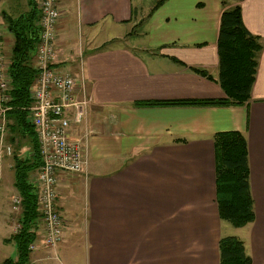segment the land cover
Returning <instances> with one entry per match:
<instances>
[{"label": "crops", "instance_id": "1", "mask_svg": "<svg viewBox=\"0 0 264 264\" xmlns=\"http://www.w3.org/2000/svg\"><path fill=\"white\" fill-rule=\"evenodd\" d=\"M157 2L58 0L53 68L85 82L89 97L85 116L77 124L72 109L65 115L70 139L87 136L88 166L81 174L58 172L55 207L63 220V235L55 258L43 246L39 219L30 264H219L218 241L223 237L212 141L215 134L227 131L239 132L246 140L253 200L254 221L240 228L246 233L244 240L237 237L244 241L251 264H264V0L240 3L246 30L262 44L245 104L137 107L136 102L145 101L225 98L216 83L217 40L221 13L234 6L232 1L164 0L152 11ZM31 9L39 12L38 0H7L9 18ZM12 44L7 30L3 45L7 64ZM78 88L75 93L81 97ZM12 124L8 119L0 148V178L7 156L6 197L4 201L0 197V264L13 256L10 251L15 248L6 242L15 234L19 215L15 222L10 204L19 195L15 160L33 162L37 157L36 141ZM39 167L29 176L34 187ZM193 192L214 197L219 223L214 243L208 234L214 227L209 225L212 218L196 220L194 236L187 231L183 210ZM189 241L212 248L198 251L200 257L194 259L188 254Z\"/></svg>", "mask_w": 264, "mask_h": 264}, {"label": "trees", "instance_id": "2", "mask_svg": "<svg viewBox=\"0 0 264 264\" xmlns=\"http://www.w3.org/2000/svg\"><path fill=\"white\" fill-rule=\"evenodd\" d=\"M164 0H158L152 11ZM223 10L220 16L217 40L218 78L216 83L225 98L219 100H171L136 102L137 107H228L245 104L251 95L255 82L258 56L262 44L258 37L252 36L245 28L240 3ZM6 28L13 36L10 62L7 67L10 101L5 103L10 109L6 119L13 121L18 132L26 133L32 142L36 141V156L39 157L38 144L33 126L30 123L32 99L30 89L37 78V70L32 61L39 37V12L31 9L14 19L6 17ZM4 17V16H3ZM203 77L205 71L194 69ZM33 129V130H32ZM34 136V137H33ZM215 198L219 219L234 228H243L254 221L253 200L249 184L247 162V143L244 136L236 131L220 132L213 136ZM15 160L14 185L21 198L18 215L20 229L6 242L15 244L16 257L6 259L3 264H30L28 247L35 240L34 225L41 218L37 205L35 187L29 181L30 173L38 169L39 161ZM219 264H251L244 244L237 237L226 236L218 241Z\"/></svg>", "mask_w": 264, "mask_h": 264}, {"label": "built area", "instance_id": "3", "mask_svg": "<svg viewBox=\"0 0 264 264\" xmlns=\"http://www.w3.org/2000/svg\"><path fill=\"white\" fill-rule=\"evenodd\" d=\"M58 0H39V37L34 54L37 78L30 89L32 106L30 123L35 131L41 165L34 178L37 205L40 211L44 233L43 246L56 258L57 246L64 231L63 220L55 207L58 172L72 174L85 173L88 166L87 136L78 139L68 137L70 125L65 115L67 109L73 110V121L79 124L86 114L89 103L85 82L77 80L68 72H57L53 68L57 56L56 25L59 19ZM0 24V148L6 131V112L10 109L5 103L10 101L8 91V64L3 54L2 31ZM78 83V84H77ZM81 97H77L75 90ZM10 155L9 148L5 149ZM1 158V153H0ZM21 198L11 199V210L19 214ZM15 233L20 229L15 224ZM28 250L34 251V244Z\"/></svg>", "mask_w": 264, "mask_h": 264}, {"label": "rangeland", "instance_id": "4", "mask_svg": "<svg viewBox=\"0 0 264 264\" xmlns=\"http://www.w3.org/2000/svg\"><path fill=\"white\" fill-rule=\"evenodd\" d=\"M14 1H16V0H14ZM231 1L234 5L237 3L235 0H231ZM152 2L154 3V1H152ZM0 4H1L0 7H2V11H4V13H5V14L0 15V17H1L0 18V24L2 26L1 31H2V35H3L2 44L4 45L5 40L7 39V28L5 27L6 26L5 15H7V0H0ZM57 4H58V1H57ZM57 9H58V5H57ZM58 12H59V16H60V10H58ZM39 15H40V11H39ZM1 19H4V25L5 26L2 25ZM38 23H39V20H38ZM134 30H135V32H133V33H136L137 32L136 28ZM56 41H57V35H56ZM56 48H57V44H56ZM3 54H4V49H3ZM6 62H7V58H6ZM34 66H35V64H34ZM4 158H3L4 161L2 163H4L3 166H4L5 171H4L3 176L0 178V180H1L0 181V188H1L0 197L1 196L3 197V201L5 200L4 198L6 197V191H7L6 190L7 189V156ZM1 184H4L5 187H1ZM210 195L211 194L209 193V196ZM209 196H208L207 192H202V193L193 192L191 194H188V199H186L188 205H187L186 209L183 210V212H184L183 216L187 222V227H188L187 231L191 236H194L193 227L195 226V223L197 222L196 220H199L201 218H206V217H208L209 219L212 218V220H210V222H209V225H210V227H213V226L214 227L209 228L208 234L211 235V240L214 243L217 241V239L219 237V231H218V224L219 223L218 224L216 223L217 219L214 216V213H215L214 197L211 195V198H210ZM215 200H216V198H215ZM12 216L14 217V220L16 222L17 214L15 212H13ZM220 221H221V223H220L221 237H225V236H233V237L236 236L237 237L238 236V237H242L243 240L245 239V236H246L245 231H242L240 228H234L231 224H229L226 221H222V220H220ZM190 228H192V229H190ZM242 242L244 244V241H242ZM206 248L207 249L212 248V245L201 248L197 245L196 241H189L188 242V254L190 257H193L194 259H199L200 253L198 251H202ZM11 249L12 250L10 251V255H13V256H10L9 259H13L16 257V248L12 247ZM207 253H205L204 256H206Z\"/></svg>", "mask_w": 264, "mask_h": 264}]
</instances>
